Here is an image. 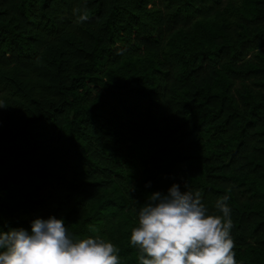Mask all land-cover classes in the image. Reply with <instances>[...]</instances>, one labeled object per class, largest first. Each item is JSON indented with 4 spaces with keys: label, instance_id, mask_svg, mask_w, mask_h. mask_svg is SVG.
<instances>
[{
    "label": "trees",
    "instance_id": "trees-1",
    "mask_svg": "<svg viewBox=\"0 0 264 264\" xmlns=\"http://www.w3.org/2000/svg\"><path fill=\"white\" fill-rule=\"evenodd\" d=\"M0 102V230L55 216L139 264L140 207L187 184L264 264V0H0Z\"/></svg>",
    "mask_w": 264,
    "mask_h": 264
},
{
    "label": "clouds",
    "instance_id": "clouds-1",
    "mask_svg": "<svg viewBox=\"0 0 264 264\" xmlns=\"http://www.w3.org/2000/svg\"><path fill=\"white\" fill-rule=\"evenodd\" d=\"M73 15L77 23L86 22V3ZM229 199L228 194L218 198L210 212L201 193L187 184L183 190L174 183L166 193L148 195L130 235L139 264H236ZM118 251L99 236L73 239L64 220L55 216L36 218L31 232L0 230V264H120Z\"/></svg>",
    "mask_w": 264,
    "mask_h": 264
}]
</instances>
